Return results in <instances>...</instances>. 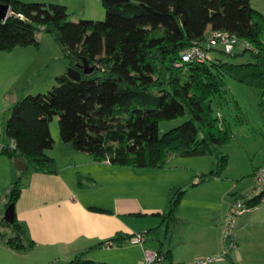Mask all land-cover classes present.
<instances>
[{"label": "trees", "instance_id": "16d2710c", "mask_svg": "<svg viewBox=\"0 0 264 264\" xmlns=\"http://www.w3.org/2000/svg\"><path fill=\"white\" fill-rule=\"evenodd\" d=\"M103 3L105 20L73 21L68 7L62 4L0 0L12 9L10 18L0 21V52L40 48L39 35L49 34L61 47L69 67L81 73L80 80L64 73L48 92L29 95L12 105L4 136H0L14 141L15 148L0 154L12 160L24 158L28 168L12 184L7 207L20 199L23 180L30 173L58 172L56 160L48 153L55 146L50 125L57 116L60 140L74 151L91 155L96 162L163 170L171 155L210 156L216 168L200 174L198 182L180 188L168 210L157 213L161 225L141 233L157 239L158 254L172 262L174 236L182 225L177 215L184 195L190 188L222 179L228 167L226 147L233 125L245 121L239 108V114L233 113L227 80L256 89L264 112V14L251 0ZM213 31H228L242 43H249L251 48L241 54L221 52L233 59L250 54L252 61L211 58L183 63L184 51L195 45L213 51L208 49ZM84 60L94 67L92 73H84ZM180 120L185 121L161 133L162 123ZM245 203L253 207L261 202L255 197ZM6 228L11 229V235L3 230ZM137 235H120L109 242L122 245ZM0 236L14 250L35 245L16 217L14 223L1 220ZM67 264L98 263L84 252Z\"/></svg>", "mask_w": 264, "mask_h": 264}, {"label": "crops", "instance_id": "0c3cea01", "mask_svg": "<svg viewBox=\"0 0 264 264\" xmlns=\"http://www.w3.org/2000/svg\"><path fill=\"white\" fill-rule=\"evenodd\" d=\"M251 3L264 14V0H251ZM57 145L58 140L55 139V146L48 153L56 160L58 172L30 173L28 178H24L21 197L15 203V217L26 227L29 238L35 243L31 249L37 251L39 256L48 252L54 254L58 252L61 254L59 260L64 263L70 262L78 254L87 252V258L98 264H143L144 256L135 257L130 249L135 246L142 247L152 237H145L142 243L126 240L122 245H117L109 242L120 235L135 236L144 233L138 232L136 224L132 222L134 217L144 216L142 214L145 213L151 214L146 211L138 214L136 211L139 202L132 178L138 175L128 172L133 171L129 170L130 167L96 162L91 155L74 151L67 144L60 143L64 150L59 148L58 151L55 148L59 147ZM21 175L22 172L16 169L15 160L0 154V200ZM213 185L223 187L221 179H214L188 190L201 188L207 196L195 198L196 205L213 204ZM92 189H101L104 196L95 199L89 194ZM253 192L254 187L253 191L232 196L229 201L228 196L232 191H225L221 217L213 219L216 216L214 215L211 221H195L192 234L184 231L182 221L183 227H180L174 236L173 258L170 263L190 264L201 257L222 256L216 264H264V203L249 207L239 217L233 232L237 248L228 255H223L227 248L226 221L231 207L235 200L242 196L249 198ZM7 204L5 210L8 208ZM92 207L108 212L94 211ZM152 210V215L165 212L158 211L159 209ZM179 214L178 212L177 216ZM3 218L5 217L0 214V222ZM159 218L160 222L148 225L145 232L160 226L162 220L160 216ZM164 240L167 245L168 241ZM102 243L105 244L96 247ZM117 249H125L126 257L122 259L116 257ZM159 249L160 246L156 251ZM10 251L14 249L0 236V256L12 257Z\"/></svg>", "mask_w": 264, "mask_h": 264}, {"label": "rangeland", "instance_id": "374dc122", "mask_svg": "<svg viewBox=\"0 0 264 264\" xmlns=\"http://www.w3.org/2000/svg\"><path fill=\"white\" fill-rule=\"evenodd\" d=\"M27 1L65 5L72 14L73 21L81 19L103 21L106 18L103 0ZM39 39L41 41L40 48L36 46L17 47L11 52H0V134L3 136L7 119L11 115L10 109L15 102L29 95L48 92L57 85L56 79L58 76L69 72V62L55 39L45 33L40 34ZM244 49L245 44L240 43L234 53L241 54ZM221 50L222 48L217 46V50L211 52V57L234 63L252 61L250 54L233 59L231 56L222 53ZM227 89L232 100L233 113H238L239 108L245 121L242 124L235 122L233 125L232 139L226 147L229 160L228 167L221 179L223 187L218 188L217 185H213V204H195V198L207 197L201 188L188 191L183 197L178 218L183 221V226H185L183 229L188 234L193 233V223L195 221H211L214 215L216 216L213 219L221 217L220 211L224 208L225 191H232L228 196L229 201L232 196L253 191V175L258 168L264 165V112L260 106V94L256 89L233 79L227 80ZM184 121L162 123L160 127L161 133L163 134L181 125ZM50 127L53 138L58 140L57 146L59 147H55L56 150L60 151L59 148L64 150L61 147L62 145H59L60 143L65 145V143L60 140L58 116L54 118ZM214 162L210 156L182 157L171 155L168 166L163 170L130 167L129 170L133 171L128 172L138 175L132 178L136 186L135 190L137 191L139 202L136 211L139 212L138 214L142 211L151 213H145L147 215L142 214L144 216L132 219V222L136 224L137 231L145 232V227L148 225L159 223L160 218L157 215H152V209H159L158 211L168 210L171 198L176 195L177 191L180 188L188 187L193 182H198L200 174H207L212 169H215ZM92 190L89 194L95 199L101 198V195L104 196L101 189ZM10 191L11 189L6 195L1 196L0 214L3 217H5V205L9 202ZM169 196L171 197L170 199L168 198ZM237 200L245 199L238 198ZM133 207L135 208V206ZM3 230L10 235L12 234L10 228ZM159 246L157 240L150 238L142 247L135 246L130 251L135 257L144 256L145 249L156 252ZM10 252H12V257L0 256V264H67L69 262L60 261L58 257L61 254L59 255L58 252H55V254L48 252L43 256H39L37 251L31 248ZM116 253V257L122 259L126 257L127 251L125 249H117Z\"/></svg>", "mask_w": 264, "mask_h": 264}, {"label": "built area", "instance_id": "2783aa9c", "mask_svg": "<svg viewBox=\"0 0 264 264\" xmlns=\"http://www.w3.org/2000/svg\"><path fill=\"white\" fill-rule=\"evenodd\" d=\"M208 47L209 49H217V46H220L222 50L226 54H233L237 48V46L242 43L239 38L228 32V31H213L209 33L208 39ZM245 48H251L249 43H244ZM216 46V47H215ZM211 51L207 49H203L200 46H193L186 51H184L182 55L183 63H190L193 61L197 62H205L210 60ZM15 142L14 141H6L4 138L0 136V153L4 152L6 149H14ZM254 192L246 200H250L255 197L260 198V202L264 203V165L258 168L254 175ZM246 200H237L231 210L229 212L227 221H226V240H227V248L224 252V256L228 255L232 250L237 248L233 240V232L239 220V217L248 210V206L245 203ZM144 236L142 234H138L135 239L138 243L144 242ZM222 256H208V257H201L190 264H215L220 261ZM143 264H171L168 260L164 257L160 256L158 252H154L151 250H144V263Z\"/></svg>", "mask_w": 264, "mask_h": 264}, {"label": "water", "instance_id": "95a60500", "mask_svg": "<svg viewBox=\"0 0 264 264\" xmlns=\"http://www.w3.org/2000/svg\"><path fill=\"white\" fill-rule=\"evenodd\" d=\"M12 15V9L7 4H0V21L6 22L10 16ZM82 69L85 74H90L94 71V67H91L89 65V62L87 60H84V65L82 66ZM68 76L73 80H80L81 79V73L73 68L69 69ZM15 165L16 169L24 172L27 170L28 165L24 158H17L15 159ZM15 214H16V205L15 203H11L5 213V220L9 223H14L15 221ZM134 242H137V240H133ZM111 245V244H108Z\"/></svg>", "mask_w": 264, "mask_h": 264}]
</instances>
